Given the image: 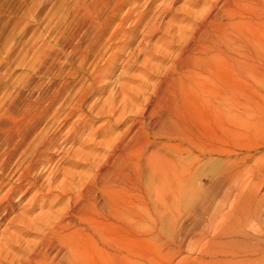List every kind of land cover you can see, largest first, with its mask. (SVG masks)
Wrapping results in <instances>:
<instances>
[{
	"label": "bare ground",
	"instance_id": "obj_1",
	"mask_svg": "<svg viewBox=\"0 0 264 264\" xmlns=\"http://www.w3.org/2000/svg\"><path fill=\"white\" fill-rule=\"evenodd\" d=\"M241 1L219 0L214 4L218 10L211 7L194 17L179 28L177 38L173 33L164 45L144 46L147 58L142 62L141 80L135 87L122 84L120 90H110L113 96L99 108L86 104L93 84L105 73L96 70L93 76L90 72L89 83L65 99L67 87L51 85L34 98L9 104L10 109L23 112V119L0 120V191L5 189L0 195V264H129L130 253L121 250V241L136 239L144 245L147 216L153 211H167L175 224L179 199L186 194L195 198L189 212L198 215L196 222L202 225L205 219L199 215L209 214L207 224L215 225L221 238L215 241L204 233L220 249L221 256L209 259L210 263L264 264V228L254 235L244 226L251 219L264 220L262 196L256 193L264 190V184L257 191L250 188L249 176H244L246 166L230 162L226 147L230 125L236 127L244 117L239 89L233 88L244 76L243 57L258 55L264 45L257 36L259 26L264 25V10L257 9L258 1L264 0H246L248 5L256 3L247 9L251 14H244L246 20H233L243 14L234 8L228 13L226 7ZM221 9L230 20L220 17ZM158 28L154 22L145 24L149 35ZM247 33L252 34L251 40ZM125 34L116 32L108 38ZM95 54L98 57L99 52ZM83 56L82 60L89 55ZM163 58L170 63L162 66L155 61ZM232 65H236L233 77ZM40 73L71 74L61 66L41 68ZM149 73L157 79L148 80ZM140 98L144 104L139 109L136 101ZM61 111L64 114L59 119ZM127 111L135 114L124 117ZM101 118L104 125L81 136L79 147L67 159L68 166L83 170L72 171L61 162L51 165L57 156L56 162L68 156L70 148L61 147L63 142L71 136L68 141L76 140L88 121ZM46 119L59 122L56 129L37 131ZM119 121L126 125L121 132L105 133L108 136L97 140L103 127ZM30 136L33 139L23 150ZM99 146L104 152H97ZM193 152L198 154L188 160L180 158ZM206 155L219 156L221 163L209 173V185L193 187L196 163ZM13 158L18 164L12 170ZM42 165L50 171L41 182L37 172ZM257 178L264 179V167ZM38 198L45 202L36 212ZM24 199L20 212L9 217ZM137 223L141 227L136 235ZM30 235L35 238L28 239Z\"/></svg>",
	"mask_w": 264,
	"mask_h": 264
},
{
	"label": "rangeland",
	"instance_id": "obj_2",
	"mask_svg": "<svg viewBox=\"0 0 264 264\" xmlns=\"http://www.w3.org/2000/svg\"><path fill=\"white\" fill-rule=\"evenodd\" d=\"M218 1L0 0V120L16 121L23 119V112L10 109L9 104L24 97L34 98L51 85L67 87V92L62 99H65L67 95H73L82 84L90 82V77L94 75L95 70L96 73L98 71L105 73L101 76L102 80L93 84V94L90 95L86 104H94L99 108L107 98L113 96L110 90L114 91L118 88L120 90L122 84L135 87L141 80L144 70L142 62L147 58V47L153 48L161 44L164 45L170 40L173 33L177 38L179 28L186 25L194 17H198L208 9L210 10L211 7L214 11L218 10L214 5ZM255 6L256 3H249L248 5L247 1L244 0L239 4L228 5L226 11L228 13L233 12L231 8H234L235 11L243 14V16L239 14L234 16L233 20H236L244 18L245 13L246 16H249L252 10L247 9ZM257 9L264 10V2L258 1ZM219 15L223 20H230L223 9ZM246 16L243 20L247 19ZM148 22H154L159 27L150 35L145 29V24ZM87 28L90 30L86 36L85 30ZM259 28L257 36L264 41V25H260ZM116 32H119L120 35L124 32L126 36L123 35L110 40L108 35ZM247 35L251 40L252 34L247 33ZM228 36L229 42L232 43L231 36L229 34ZM245 46L248 49L251 43H246ZM97 47L98 57L97 54L94 56V53H98ZM172 48L175 49L176 46L173 45ZM149 53H153L152 50ZM82 54H84V58L86 55L89 56L82 60L80 57ZM155 61L158 62L157 64L161 63L162 66L170 63L166 58ZM81 62L83 63L82 68H80ZM59 66L63 68L64 72L70 71L71 74L67 76L65 74L44 75L40 73L41 68ZM235 66L232 65L230 68L232 77ZM242 66L244 76L240 83L236 82L233 85L231 82V86L239 89L238 99L244 107V117L240 122H237L238 124H235L236 127L234 124L230 125L231 129L227 134L226 147L229 150V161L238 163L239 166H246L244 176H249L250 188L252 187L254 191H257L258 187L264 184L261 183L264 182V179L257 178L259 170L264 167V131H262L264 130L262 128L264 127V45L258 49V55L252 57L245 55ZM91 71H93L92 76ZM147 76L150 81L157 79L156 74L149 73ZM96 87L97 89L94 90ZM143 104L141 98L136 101L139 109L143 107ZM63 114L62 111L59 113V119L62 118ZM134 114L127 111L124 117ZM230 120L233 122L232 116ZM58 123L55 121L47 122L46 119L39 125L37 131L48 127L50 128L49 132H53ZM103 123L102 118L88 121L86 126L82 127L84 132L82 131L76 140L68 141L71 136L62 143L61 147L64 149L70 148L67 152L68 156L56 162L57 156L51 165L61 162V166H68L67 159L71 158L74 149L79 147V138L85 137L90 132L98 131V127L104 125ZM125 127L126 125L120 121L116 124L106 125L98 134L97 140L108 136L104 135L105 133L121 132ZM32 139L30 136L27 140L28 143L26 142L22 149H26ZM104 150L103 146H99L97 152H104ZM197 154V152H193L192 155L185 154L181 155L180 158L188 160ZM220 163L219 156L206 155L200 157L194 170L193 187L209 185L212 182L209 173L214 172ZM17 164L18 161L13 158L10 168L15 169ZM47 168H43L42 165L38 172L35 171L37 173L40 171L41 182L50 171ZM70 168L76 172L84 169L76 166ZM4 191L5 189L1 190L0 195ZM256 193L262 196V216H264V190ZM17 196L14 197L15 200ZM26 200L24 199L16 205L9 217L20 212ZM194 200L195 198L188 194L181 197V201L179 199V210L174 213L175 224L171 223L172 219L169 220L167 211L156 212L151 209L154 213L150 212V215L147 216L148 240L143 242L146 246L141 245L142 242H138L136 239H134L135 241H121V250L130 253L129 264H220L209 262V259L219 258L221 254L220 251L217 252L220 250L218 244L215 245L207 241L204 233H207L209 238L215 237V241H219L221 238L217 233L218 231H215V225L208 226L209 214L201 213L199 215L204 216L203 219H205L204 223H201L202 225L196 222L195 218L198 215L189 212ZM44 202L45 198L36 200V212L40 210V206ZM151 204L152 208L157 209L152 201ZM224 207H229V204ZM43 209L45 210L47 207ZM7 222L8 219L4 224ZM217 223L218 221L214 222V224ZM4 224L1 228L4 227ZM244 226L248 232L256 235L259 233V229L264 228V220L251 219ZM140 227L138 223L135 225L136 235L139 233ZM34 238L35 235L28 236V239Z\"/></svg>",
	"mask_w": 264,
	"mask_h": 264
}]
</instances>
